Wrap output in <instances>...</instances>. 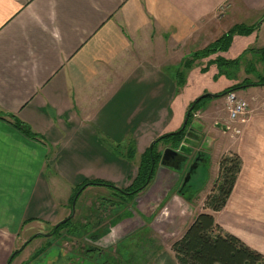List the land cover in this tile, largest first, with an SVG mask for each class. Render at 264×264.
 I'll return each instance as SVG.
<instances>
[{
  "label": "crops",
  "instance_id": "1",
  "mask_svg": "<svg viewBox=\"0 0 264 264\" xmlns=\"http://www.w3.org/2000/svg\"><path fill=\"white\" fill-rule=\"evenodd\" d=\"M235 27L253 30L233 33L227 49L215 55L234 60L248 44L264 48V0H0V116L6 120L0 119V264L13 251L19 250L10 264L25 252L21 261L42 251L35 242L71 215L73 180L119 188L116 183L127 180L151 142L180 128L191 102L181 95L193 78L179 71L181 61ZM223 84L210 94L234 83ZM263 90L234 93L242 99L240 94ZM223 96L211 98L206 111L214 112ZM13 120L34 137L16 130ZM246 123L232 145L240 162L232 190L222 209L208 213L223 231L264 256V114ZM195 137L196 146L184 148L182 166L159 162L153 179L128 196L139 211L167 199L159 215H190L191 222L199 213L168 197L198 149ZM165 148L157 147L160 157ZM216 176V162L212 170L208 164L198 194L206 196ZM96 187L105 188L85 187L74 210L88 188L104 191Z\"/></svg>",
  "mask_w": 264,
  "mask_h": 264
},
{
  "label": "rangeland",
  "instance_id": "2",
  "mask_svg": "<svg viewBox=\"0 0 264 264\" xmlns=\"http://www.w3.org/2000/svg\"><path fill=\"white\" fill-rule=\"evenodd\" d=\"M209 45L204 46L200 51ZM257 46L248 44L247 49L240 52L238 59L225 60L228 62L238 60L239 74H237L238 67L236 65L221 67L218 62L221 58L215 53L202 57L197 56V53L194 52L193 57L181 61L179 71L183 73L186 70L189 74H193L187 89L181 95V98L191 100L186 105V110L199 96L210 94L217 89V86H224V82L227 85L229 80L232 84L234 83L232 86L243 84V82L261 83L260 80L264 79V56L262 59L260 50L263 48L260 49ZM208 57H210L209 60H207ZM205 72H207L206 75ZM180 82H182L180 86L182 87L185 83L184 75L180 77ZM246 94L239 96L248 103L250 112L246 115L247 120L252 115L264 114L259 110V105L264 101V92L256 95ZM210 100L202 98L197 103L199 107L191 112L189 125L192 134L199 137L198 149L190 156L189 166L187 164L184 166L178 183L171 189L168 196L173 195L182 199L186 204L196 208L199 213L210 212L203 208L205 196H202L203 193L198 194L206 183L204 179L208 164L212 170L215 162L217 164L221 156L234 154L232 151L234 138L243 131L244 125L247 124L229 122L223 100L213 104L214 112L206 111V104ZM216 112L219 116L210 119L211 116L208 115H217ZM203 115H206L208 119ZM233 130H237L238 133L235 134ZM224 141L227 142L226 145ZM229 144L230 146H228ZM129 165H133L132 161L129 162ZM157 166L158 164L155 166L154 172ZM135 172L136 169H132L127 173L125 182L116 183L119 185V188H116L117 191L105 186H103L105 188L96 187L95 189L104 190L99 193L88 188L81 195L77 206L75 205V210L73 208L74 215L70 216L71 225L66 232L61 230L55 236L35 242L42 244V251L38 253L39 257L37 254L29 260L21 261L26 258L27 252H25L11 264H175L169 247L174 240L181 236L184 226L190 222L188 221L190 215H159L160 211L164 210L167 199L159 200V203L158 201L152 202L139 211L133 198L129 199L128 196H122L118 192L119 189L134 184ZM185 179L187 181H184ZM73 181L75 189L72 194L77 187L86 183L82 178ZM60 190H64L65 194L67 192L65 187H60ZM183 195L186 197L184 198ZM116 226L118 229L115 231ZM90 235H95L97 238L94 237L95 240L91 241L92 236L90 237ZM86 249H94L92 250L94 252H91L89 256L86 254Z\"/></svg>",
  "mask_w": 264,
  "mask_h": 264
},
{
  "label": "trees",
  "instance_id": "3",
  "mask_svg": "<svg viewBox=\"0 0 264 264\" xmlns=\"http://www.w3.org/2000/svg\"><path fill=\"white\" fill-rule=\"evenodd\" d=\"M253 29L252 28H237L231 29L225 35H223L220 39L211 43L205 49L196 52L197 56H206L209 54L216 53L218 51H225L228 47V43L230 40V36L238 32L243 35L249 34ZM262 54V59L264 56V48L260 50ZM195 53L191 56L193 57ZM190 56V57H191ZM221 67L224 66H235L237 61H225L223 59L218 60ZM264 65V59H263ZM183 77V76H182ZM183 80V78H182ZM261 83L251 84L249 82H243V84L234 85L224 89L221 93L216 94L214 96H204L203 98H214L221 95H224L227 92H234L240 88L247 87H264V79L260 80ZM180 82V78H179ZM182 85V82L178 83ZM202 99L198 98V100H194L190 105H193V108L187 115L185 127L181 132H171L167 134H163L153 142H151L150 146L146 148V150L140 155L139 162L136 168L135 176H134V184L119 189V193L125 196H133L140 190H142L151 180L155 166L160 162V153L157 150L159 145H164L171 150H176L182 139L186 137V134H191L190 136L195 137L192 134L190 129V120H191V112L199 107L197 103ZM189 105V106H190ZM188 106V108H189ZM187 108V109H188ZM1 120L6 121L3 117L0 116ZM12 126L18 130L21 134H23L27 138H33L34 134H32L24 125L13 120ZM192 141L193 139L190 138ZM197 144V140H195ZM178 150V149H177ZM188 153V149H183L178 151L174 157L168 162V167H172L171 164L177 166H182L186 160ZM126 158L132 157V151L130 150L125 154ZM240 162L239 158L236 154L223 155L218 159L217 162V176L216 179L205 196L203 201V208L208 209L210 212H217L224 206L234 184L235 176L239 170ZM86 183L77 187L76 191L70 196L69 203L73 200V197L77 190L80 187H83L81 191L87 186H105L112 190L115 189L113 184L106 181L101 180H85ZM80 191V192H81ZM77 194V196L80 194ZM184 198L186 195H183ZM71 218L68 217L65 219L63 223L58 224L50 231L51 236L57 235L61 230L66 232L70 224ZM92 235H90L91 237ZM93 235L91 237V241H93ZM34 238V237H32ZM95 240V239H94ZM27 244V242L25 243ZM172 252L173 259L175 264H264V256L257 251L249 248L244 243H242L238 238L233 235H230L224 232L215 222L213 216L208 212H200L197 213L192 221L187 225V227L182 232L181 236L174 240L169 247ZM94 249H86V254L91 255V252ZM96 251V250H95ZM18 251H13L6 264H10V261L18 254Z\"/></svg>",
  "mask_w": 264,
  "mask_h": 264
},
{
  "label": "built area",
  "instance_id": "4",
  "mask_svg": "<svg viewBox=\"0 0 264 264\" xmlns=\"http://www.w3.org/2000/svg\"><path fill=\"white\" fill-rule=\"evenodd\" d=\"M224 109L227 114V120L229 122H237L238 124H244L247 121L246 115L249 114L248 103L239 98L234 92H227L223 96ZM259 110L264 113V101L259 105ZM226 129H228L226 127ZM235 134L237 130H233Z\"/></svg>",
  "mask_w": 264,
  "mask_h": 264
},
{
  "label": "water",
  "instance_id": "5",
  "mask_svg": "<svg viewBox=\"0 0 264 264\" xmlns=\"http://www.w3.org/2000/svg\"><path fill=\"white\" fill-rule=\"evenodd\" d=\"M214 96V95H211V94H203V95H201V96H199L198 98H203L204 96ZM198 98L196 99V100H198ZM193 108V105H190L189 106V108L186 110V112H185V115H184V119H183V121H182V124H181V126H180V128L176 131V132H181L182 130H183V128L185 127V123H186V119H187V115H188V113L191 111V109ZM191 134H186V137H184L183 139H182V141H181V143H180V145H179V147H178V151H181V150H183L184 148H186V146L187 145H190V146H192V147H195L196 146V142H195V139H194V137H192V136H190ZM190 138H192L193 139V141L190 139ZM176 155V152H174V151H172L171 149H169V148H165L163 151H162V154H161V157H160V164L161 165H166V161L169 159V158H172V157H174ZM188 178V177H187ZM184 181H187V179H185ZM83 187H80L79 189H78V191L75 193V195H74V197H73V200L71 201V215H72V212H73V204H74V199L76 198V196H77V194L80 192V190L82 189ZM70 215V216H71ZM65 221V219L64 220H62V221H60L58 224H60V223H63ZM58 224H56L55 225V227L58 225Z\"/></svg>",
  "mask_w": 264,
  "mask_h": 264
},
{
  "label": "flooded vegetation",
  "instance_id": "6",
  "mask_svg": "<svg viewBox=\"0 0 264 264\" xmlns=\"http://www.w3.org/2000/svg\"><path fill=\"white\" fill-rule=\"evenodd\" d=\"M175 164V163H174ZM174 164H171L172 165V167H176L177 166V164L176 165H174ZM166 165H168V163L166 164ZM51 236V235H50Z\"/></svg>",
  "mask_w": 264,
  "mask_h": 264
}]
</instances>
